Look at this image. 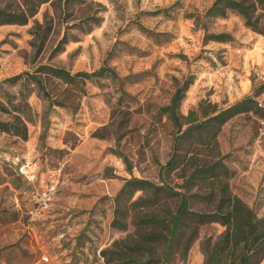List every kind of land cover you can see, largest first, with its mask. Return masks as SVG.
<instances>
[{"label":"rangeland","instance_id":"1","mask_svg":"<svg viewBox=\"0 0 264 264\" xmlns=\"http://www.w3.org/2000/svg\"><path fill=\"white\" fill-rule=\"evenodd\" d=\"M212 2L49 0L25 24L0 25V102L11 110L0 111V120L16 109L28 134L0 132V264H107L104 251L134 231L129 213L125 230L112 226L114 197L132 176L159 182L175 134L160 108L183 78L193 77L183 115L200 100L227 107L264 81V36L239 16L207 21L208 33L233 40L204 43L199 19ZM0 7L24 9L23 0H0ZM39 64L71 73L106 64L117 78L87 79L83 90L45 75L43 90L31 81L3 82ZM256 100L264 108V92ZM216 139L210 160L225 164L231 192L264 215V114L232 117ZM21 165L33 170L32 181ZM177 173L164 176L179 183ZM223 231L217 222L200 225L185 258L168 264H203L204 242Z\"/></svg>","mask_w":264,"mask_h":264},{"label":"trees","instance_id":"2","mask_svg":"<svg viewBox=\"0 0 264 264\" xmlns=\"http://www.w3.org/2000/svg\"><path fill=\"white\" fill-rule=\"evenodd\" d=\"M47 1L23 0L24 9L21 11L0 7V25L25 24L36 13L39 4ZM76 1L82 3L84 0ZM228 13L239 16L245 27L264 36V0H213L199 19L204 30V43L233 40L228 32L208 33L206 30L207 21L224 18ZM140 28L150 33L148 29ZM64 42L65 38H62L55 49L60 50ZM43 75L80 90L87 79L104 75L117 78L106 64L92 72L75 73L39 64L34 72L12 75L3 82L31 81L43 90ZM192 81L191 75L183 78L169 103L160 108L174 127L175 134L172 153L160 166L159 182L132 176L125 180L114 197L112 226L125 230L126 218L130 214L134 231L125 241L115 242L104 251L107 264H168L175 255L184 259L198 227L213 222L222 225L224 231L212 244L208 240L204 242L203 264H259L264 259V215L257 216L250 206L231 192L230 171L225 164L219 159L210 160L217 149V134L226 121L240 113L264 114V108L256 100L264 92V81L256 84L250 94L227 107L218 108L216 103L200 100L196 107L183 115L179 113V106ZM14 110L10 119L0 120V132L26 140V123ZM0 111L11 113L1 102ZM173 170H177L176 177L181 182L172 184L164 176ZM192 188H195L194 192H190ZM136 192L141 194L134 198ZM191 201L211 209H191Z\"/></svg>","mask_w":264,"mask_h":264},{"label":"built area","instance_id":"3","mask_svg":"<svg viewBox=\"0 0 264 264\" xmlns=\"http://www.w3.org/2000/svg\"><path fill=\"white\" fill-rule=\"evenodd\" d=\"M27 168H29L27 165H21L19 170L24 178H26L28 181H32L35 178V173L32 169Z\"/></svg>","mask_w":264,"mask_h":264},{"label":"crops","instance_id":"4","mask_svg":"<svg viewBox=\"0 0 264 264\" xmlns=\"http://www.w3.org/2000/svg\"><path fill=\"white\" fill-rule=\"evenodd\" d=\"M262 262H264V259H263V261ZM262 262L260 263V264H262Z\"/></svg>","mask_w":264,"mask_h":264}]
</instances>
